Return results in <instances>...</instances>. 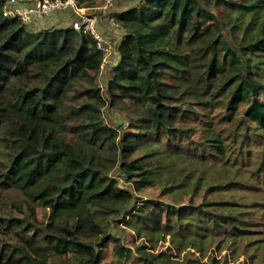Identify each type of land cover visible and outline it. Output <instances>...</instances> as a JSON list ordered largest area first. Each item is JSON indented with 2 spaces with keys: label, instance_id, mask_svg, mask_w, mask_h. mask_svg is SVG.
I'll return each instance as SVG.
<instances>
[{
  "label": "trees",
  "instance_id": "obj_1",
  "mask_svg": "<svg viewBox=\"0 0 264 264\" xmlns=\"http://www.w3.org/2000/svg\"><path fill=\"white\" fill-rule=\"evenodd\" d=\"M4 4L0 264H104L109 243L116 264H221L202 261L220 237L252 260L264 244L252 235L264 197H251L264 193V0H138L109 14L121 36L103 88L91 36L33 29ZM152 188L158 199L139 196ZM118 218L134 249L107 230Z\"/></svg>",
  "mask_w": 264,
  "mask_h": 264
},
{
  "label": "rangeland",
  "instance_id": "obj_2",
  "mask_svg": "<svg viewBox=\"0 0 264 264\" xmlns=\"http://www.w3.org/2000/svg\"><path fill=\"white\" fill-rule=\"evenodd\" d=\"M135 2H138V0H113V6L111 8L108 7L107 9H103L102 8L103 0H97L94 3L93 7L89 9H85L84 12L86 15H90L92 17L95 16L94 17L95 27L97 26L96 27L97 31L105 38H108L111 42L113 38V42H115V39L119 38L121 35L117 27L114 26L112 22L110 21L109 14L113 12L121 11L129 7ZM61 13L62 12H58L54 16L65 18V21H66L65 26H69L70 24H67V23H70L71 20L74 18V16L72 14H69V12H63L65 14H61ZM31 26H32L31 28L35 29V26H33V24H31ZM114 50L115 49L113 48L110 55L105 58L103 62V66L97 76V84L101 88H103L105 78L109 75L110 69L112 68V65L115 63L117 55L115 54ZM122 117H123L122 115H119L115 111L104 110L103 120L106 124L114 125V122L120 119L122 120L123 128L127 129L125 125V121L123 120ZM110 175L111 177H114L116 180H119V184L122 187L131 189L130 184L124 179H121L120 170L115 169L113 172L110 173ZM158 194H159V189L152 188V189L145 190L139 196L143 198L158 199ZM251 197L256 198V200L262 199L264 197V193L260 192L258 193V195H252ZM164 200L165 202L170 203V201H168L166 198ZM119 218L109 221L107 225V230L109 231L110 234L120 239L124 245L134 249L136 246H138L140 240H134L133 232L127 227H125L124 221H122L119 224L117 223L119 221ZM252 235L254 236V238H262V240H264V227L263 228L259 227L257 230L252 232ZM145 242H146V239H145ZM218 244H220V247H222L220 251H218L216 248ZM168 245L169 244L167 241L159 244L155 250V253L164 251L168 247ZM210 246L211 248L208 249L207 253L202 258V261H206L209 258H214L217 262H220L221 264H242L243 262H246V264H264V260L262 258V254L264 252V249H263L264 244L262 243L260 244V249L256 251L255 257L252 260L246 259L244 255L240 253L239 250L238 251L234 250V247L232 244H226V245L222 244L221 237L218 238L215 241V243L211 244ZM113 247H114V243H109L107 247L104 249V253H103L104 264H116V259L114 258V254H113ZM195 256L200 257L198 253H195ZM122 264H139V263L134 258V256H131L130 259L123 261Z\"/></svg>",
  "mask_w": 264,
  "mask_h": 264
},
{
  "label": "built area",
  "instance_id": "obj_3",
  "mask_svg": "<svg viewBox=\"0 0 264 264\" xmlns=\"http://www.w3.org/2000/svg\"><path fill=\"white\" fill-rule=\"evenodd\" d=\"M3 16L17 17L23 24L31 25L45 17H51L58 12H69L74 16L69 27L87 34L95 41L97 49L103 54V62L113 50L112 43L102 36L95 27V18L86 15L84 8H79L74 0H35L32 6L23 5L22 0H4ZM113 6V0H103V9Z\"/></svg>",
  "mask_w": 264,
  "mask_h": 264
},
{
  "label": "crops",
  "instance_id": "obj_4",
  "mask_svg": "<svg viewBox=\"0 0 264 264\" xmlns=\"http://www.w3.org/2000/svg\"><path fill=\"white\" fill-rule=\"evenodd\" d=\"M24 3L23 5L26 6H32L35 4V0H22ZM66 24L65 18L58 17V16H51V17H45L41 20H38V22L34 23L33 26H44V28H51V27H57V26H63Z\"/></svg>",
  "mask_w": 264,
  "mask_h": 264
}]
</instances>
